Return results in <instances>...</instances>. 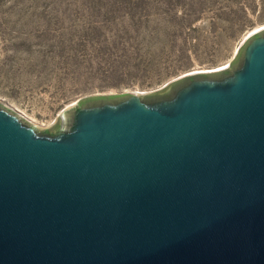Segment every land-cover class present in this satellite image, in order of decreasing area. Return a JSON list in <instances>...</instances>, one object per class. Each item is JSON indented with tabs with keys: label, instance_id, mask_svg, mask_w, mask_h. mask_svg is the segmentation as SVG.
I'll return each mask as SVG.
<instances>
[{
	"label": "water",
	"instance_id": "obj_1",
	"mask_svg": "<svg viewBox=\"0 0 264 264\" xmlns=\"http://www.w3.org/2000/svg\"><path fill=\"white\" fill-rule=\"evenodd\" d=\"M65 110L40 130L0 99V264H264V28L224 69Z\"/></svg>",
	"mask_w": 264,
	"mask_h": 264
},
{
	"label": "rangeland",
	"instance_id": "obj_2",
	"mask_svg": "<svg viewBox=\"0 0 264 264\" xmlns=\"http://www.w3.org/2000/svg\"><path fill=\"white\" fill-rule=\"evenodd\" d=\"M262 24L264 0H0V99L48 129L88 94L225 66Z\"/></svg>",
	"mask_w": 264,
	"mask_h": 264
},
{
	"label": "flooded vegetation",
	"instance_id": "obj_3",
	"mask_svg": "<svg viewBox=\"0 0 264 264\" xmlns=\"http://www.w3.org/2000/svg\"><path fill=\"white\" fill-rule=\"evenodd\" d=\"M240 56L241 55H239V57L235 60V63H233V66L241 59ZM231 69H232V67H228L226 71L218 73V74H215V75H209V76H203V77L196 76V77H193V78L185 79L182 82H186V81H189V80H192V79H198V78H220V77L224 76L227 72H230ZM180 83L181 82H179V83H177L175 85H172L171 87L161 91V93L163 94L164 97H170L172 94H174L176 92L177 87L179 86Z\"/></svg>",
	"mask_w": 264,
	"mask_h": 264
},
{
	"label": "bare ground",
	"instance_id": "obj_4",
	"mask_svg": "<svg viewBox=\"0 0 264 264\" xmlns=\"http://www.w3.org/2000/svg\"><path fill=\"white\" fill-rule=\"evenodd\" d=\"M262 29V28H264V24H262V25H258L253 31H251V32H249V33H247V35H246V37L248 36V35H250L252 32H254V31H256V30H258V29ZM246 37H244V39L246 38ZM227 66V64L225 65V66H220L219 68L217 67V68H211V69H209V70H198V71H195V72H189V73H187V74H190V73H197V72H201V71H217V70H221V69H224L225 67ZM186 75V74H185Z\"/></svg>",
	"mask_w": 264,
	"mask_h": 264
}]
</instances>
